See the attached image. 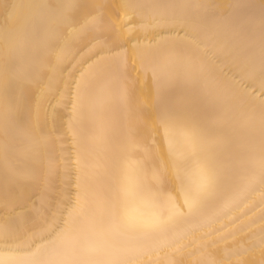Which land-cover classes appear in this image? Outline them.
<instances>
[{"label":"bare ground","instance_id":"1","mask_svg":"<svg viewBox=\"0 0 264 264\" xmlns=\"http://www.w3.org/2000/svg\"><path fill=\"white\" fill-rule=\"evenodd\" d=\"M0 264H264V0H0Z\"/></svg>","mask_w":264,"mask_h":264}]
</instances>
